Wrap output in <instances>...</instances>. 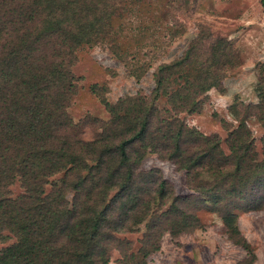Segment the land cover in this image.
I'll list each match as a JSON object with an SVG mask.
<instances>
[{
	"label": "trees",
	"instance_id": "obj_1",
	"mask_svg": "<svg viewBox=\"0 0 264 264\" xmlns=\"http://www.w3.org/2000/svg\"><path fill=\"white\" fill-rule=\"evenodd\" d=\"M118 1L0 0V241L16 238L0 264H110L114 251L117 264H147L163 234L197 227L199 201L213 198L230 236L249 247L237 218L264 208V138L259 148L246 118L264 122V84L259 103L231 106L242 119L224 124L225 139L180 116L200 111L204 93L221 86L230 43L199 33L158 66L151 99L105 102L108 119L71 116L77 51L105 40ZM176 75L183 80L171 91ZM164 93L169 119L156 118ZM148 152L183 168L192 193L177 194L156 167L143 170ZM142 223L135 248L123 234Z\"/></svg>",
	"mask_w": 264,
	"mask_h": 264
},
{
	"label": "rangeland",
	"instance_id": "obj_2",
	"mask_svg": "<svg viewBox=\"0 0 264 264\" xmlns=\"http://www.w3.org/2000/svg\"><path fill=\"white\" fill-rule=\"evenodd\" d=\"M107 24L104 41L86 44L76 54L73 69L78 87L69 107L75 121L87 116L110 118L105 102L116 103L131 96L151 99L158 66L182 56L199 33L213 35V41L223 39L231 48L230 45L225 48L229 55L227 65L221 67L226 73L221 86L204 93L200 111L181 113L183 120L206 134H218L225 139L228 132L224 124L234 127L242 119V113L238 117L232 114L231 106L261 101L258 94V88L264 84L261 0H119ZM172 79L171 91H175L183 79L179 75ZM157 104L160 112L156 118L169 119V111L173 112L169 95L162 94ZM246 120L260 148L264 122L254 115ZM155 124L160 125L156 121L153 127ZM94 130L87 127L84 138L92 139ZM224 148L229 152L226 145ZM153 167L162 171L177 194L192 193L185 170L173 161L148 152L141 168ZM11 189L14 194L22 191L18 183ZM213 201L214 198L199 201L196 211L199 222L194 229L179 235L166 231L160 248L146 258L147 264H264V208L238 211L239 229L249 244L244 247L230 236ZM146 230V223H142L139 230L123 237L140 248ZM15 241V237L0 241V250ZM119 257L118 251H114L110 264H117Z\"/></svg>",
	"mask_w": 264,
	"mask_h": 264
}]
</instances>
